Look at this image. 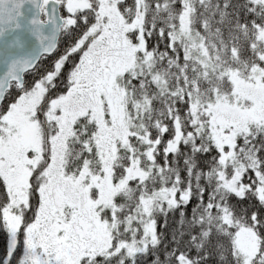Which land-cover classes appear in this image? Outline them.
<instances>
[{
    "label": "snow or ice",
    "instance_id": "obj_1",
    "mask_svg": "<svg viewBox=\"0 0 264 264\" xmlns=\"http://www.w3.org/2000/svg\"><path fill=\"white\" fill-rule=\"evenodd\" d=\"M0 232V264H264V0H0Z\"/></svg>",
    "mask_w": 264,
    "mask_h": 264
},
{
    "label": "trees",
    "instance_id": "obj_2",
    "mask_svg": "<svg viewBox=\"0 0 264 264\" xmlns=\"http://www.w3.org/2000/svg\"><path fill=\"white\" fill-rule=\"evenodd\" d=\"M169 227H175L173 221H172V217H169ZM6 244H7V240L6 237L4 235V233L0 232V255H3L6 249Z\"/></svg>",
    "mask_w": 264,
    "mask_h": 264
},
{
    "label": "rangeland",
    "instance_id": "obj_3",
    "mask_svg": "<svg viewBox=\"0 0 264 264\" xmlns=\"http://www.w3.org/2000/svg\"><path fill=\"white\" fill-rule=\"evenodd\" d=\"M1 233H3V232H1Z\"/></svg>",
    "mask_w": 264,
    "mask_h": 264
}]
</instances>
